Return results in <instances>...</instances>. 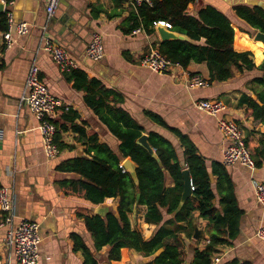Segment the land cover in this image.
Returning <instances> with one entry per match:
<instances>
[{
	"label": "crops",
	"instance_id": "crops-1",
	"mask_svg": "<svg viewBox=\"0 0 264 264\" xmlns=\"http://www.w3.org/2000/svg\"><path fill=\"white\" fill-rule=\"evenodd\" d=\"M3 1V0H1ZM245 3L262 5L264 0H197L198 6L213 4L222 9ZM8 6H5V10ZM16 20L31 24L30 32L16 38L11 47L0 50V185L10 189L17 217L30 219L40 224V264H83L82 251L75 248L76 238H82L93 245L92 234L86 229L83 218L78 215L79 207H89L95 214L98 205L108 207L117 213L119 199L108 197L98 205H92L84 198L66 194L60 182L80 178L75 172L62 171L58 166L65 160L92 155L89 151V132L99 136V143L107 142L118 152L119 141L109 131L99 116L86 104L85 92L76 89L67 80L51 54L44 50L46 37H51L64 46L80 68L89 77H98L108 86L116 89L124 97L122 106L143 127V134L155 132L166 138L176 149L179 161L185 160V149L191 144L205 160L210 170L215 163H223L224 149L228 141L219 129L220 117L238 122L246 135L252 130L259 140L264 125L248 116L246 107L240 104L244 94L254 96V78L264 75L259 69L235 70L232 78L225 82H209L206 87H191L188 84L191 74L210 78L207 64L191 62L188 67L176 66L171 73L161 74L142 64V57L162 42L157 32L148 34L142 29L127 32L131 22L128 18L135 7L127 0H60L55 14L48 16L45 0H13L9 6ZM235 33V48L239 51H254L257 65L264 60L263 45L247 37L243 30L247 26L238 23ZM102 34L105 56L92 61L86 54L93 33ZM255 34V33H254ZM36 64L40 77L49 90L69 106L58 111V125L65 124L67 131L59 127L61 142L66 145L58 156L50 158L45 154L38 119L22 103L29 70ZM258 88V87H257ZM199 99H221L227 106L221 115L213 116L199 109ZM77 114L74 124L65 120L64 115ZM157 119L164 122L162 124ZM79 125L87 134L82 136L73 130ZM260 131V133H259ZM58 133V132H57ZM184 137V138H183ZM231 182L233 198L241 210L240 230L237 238L229 246L220 247V261L224 264L234 258L242 262L264 264V241L256 236L258 227L264 224V207L258 202L255 181L264 182V165L250 168L239 163L225 166ZM217 176H213L216 191ZM167 176V185H172ZM226 190L227 187L225 186ZM222 193L216 191L215 204L222 210ZM147 207L134 206L129 214L131 225L149 239L157 225L145 220ZM165 214L166 219L170 215ZM194 224L204 231L198 240L178 234L184 253V264H191L194 248H203L209 241L208 220L198 212L194 214ZM2 220V217L0 215ZM136 220L137 226L134 221ZM188 227L186 222L182 223ZM10 225L0 221V263L17 264L15 250L7 241ZM172 241V240H171ZM109 246L98 253L101 257ZM127 249L120 261L103 259L101 264H143L147 258Z\"/></svg>",
	"mask_w": 264,
	"mask_h": 264
},
{
	"label": "trees",
	"instance_id": "trees-1",
	"mask_svg": "<svg viewBox=\"0 0 264 264\" xmlns=\"http://www.w3.org/2000/svg\"><path fill=\"white\" fill-rule=\"evenodd\" d=\"M9 8L12 0H3ZM124 1V0H122ZM0 14L1 33L7 30V10ZM132 11L127 32L142 29L148 34L156 32V26L165 22L172 31L187 35L189 40H167L159 44L160 52L173 63L186 68L191 62L206 63L209 69V82H225L233 77L235 70L259 69L264 72V60L258 66L254 51H239L235 48V33L239 22L247 28L243 33L252 37L259 30L264 32V7L239 3L230 9L209 4L198 6L197 0H153L143 3ZM264 50V46H263ZM67 73V80L85 92L86 104L99 116L109 131L118 139L116 152L107 142L99 143L96 132H89V157H74L63 161L58 168L75 172L80 178L60 182L66 194L84 198L92 205H98L108 197L119 199L117 213L107 212L105 216L91 214L89 207H79L78 215L83 218L86 229L92 234L93 245L82 238H76L75 248L84 255L83 264H101L102 260L120 261L122 253L129 248L147 258L143 264H184V253L178 234H193L194 214L208 220L209 241L203 247L194 248L191 264H211L220 247L229 246L237 238L240 230L241 210L233 198L231 182L223 163H215L210 170L205 160L191 144L185 149L184 162L179 161L174 146L163 136L152 132L149 142L155 149L156 159L137 140L143 134V127L121 105L124 97L116 89L105 84L98 77H89L82 68ZM254 96L244 94L240 104L246 107L248 116L264 125V75L254 78ZM258 87V88H257ZM60 111V110H59ZM77 114L64 115L65 120L74 124ZM159 122L164 124L160 119ZM56 125L58 121L54 120ZM62 131H67L65 124ZM59 127L56 141L61 149ZM73 130L85 136L87 132L79 125ZM252 130L245 134L256 167L264 165V132L255 139ZM184 138V137H183ZM131 158L137 164L138 183L122 165ZM188 168L192 178L194 194L179 208L184 191L183 170ZM168 174L172 185H167ZM213 176H217L216 191L220 190L223 209L215 204L216 191ZM227 187V190L225 188ZM145 205V220L158 227L151 238H144L141 231L131 225L129 214L134 206ZM164 212L170 215L166 219ZM1 221V218H0ZM186 222L188 227L181 225ZM172 240V241H171ZM109 246L105 257L98 253ZM224 264H253L236 258Z\"/></svg>",
	"mask_w": 264,
	"mask_h": 264
},
{
	"label": "built area",
	"instance_id": "built-area-1",
	"mask_svg": "<svg viewBox=\"0 0 264 264\" xmlns=\"http://www.w3.org/2000/svg\"><path fill=\"white\" fill-rule=\"evenodd\" d=\"M12 1L9 3V6L12 4ZM127 1L137 8L143 3L151 4L153 0ZM3 2L5 3V1ZM59 5L60 0H45L46 12L49 17L55 14ZM5 6L7 7L6 3ZM7 22V30L1 33L3 49L11 47L16 38L27 35L31 30V24L25 20H16L9 8L7 10ZM43 48L51 54L62 72H69L80 68L79 62L72 58L68 50L53 38L46 37ZM86 54L92 61L96 62L104 58L105 48L101 33H93L87 46ZM141 62L153 71L161 74L171 73L176 66H179V64L173 63L163 55L158 47H154L146 53L142 57ZM188 84L191 87H206L209 85V80L199 74H191ZM21 100L38 119V129L41 132L45 154L50 158L58 156L60 148L56 141L57 125L54 120L60 109L69 110L70 108L61 98L54 95L42 81L39 67L36 64H33L29 70L25 93ZM196 105L202 111L213 116L221 115L227 108L221 99H199L196 101ZM218 124L220 131L228 141L224 149L223 164L231 166L239 163L250 168H255V161L246 143L245 132L241 125L235 120L222 116ZM255 193L258 202L264 207L263 181H255ZM0 215L2 217L1 224L11 226L6 241L15 250L17 264H40L39 251L42 241L40 224L30 219H21L19 223L14 224V219L17 217L16 206L11 197L10 189L2 185H0ZM256 236L264 241V224L258 227ZM219 261L220 254L217 253L214 255L211 264H217Z\"/></svg>",
	"mask_w": 264,
	"mask_h": 264
},
{
	"label": "water",
	"instance_id": "water-1",
	"mask_svg": "<svg viewBox=\"0 0 264 264\" xmlns=\"http://www.w3.org/2000/svg\"><path fill=\"white\" fill-rule=\"evenodd\" d=\"M262 6V5H259ZM263 7V6H262ZM5 11V3L0 0V14ZM157 32L160 36L161 41H167V40H189V37L187 35L172 31L168 28V25L165 22H160L156 26ZM253 40L256 42L261 43L264 46V32L257 30L253 36ZM137 142L142 145L144 148H146L151 155L156 157V159L159 160V158L156 155L155 149L152 147V145L149 142V136L148 134L144 133L139 137ZM160 161V160H159ZM122 165L126 168V170L131 174L133 179L136 183H138V177H137V164L129 157L125 159L122 163ZM183 177H184V191L182 193L181 202L179 205V208H181L186 200L194 194L193 190V183L192 178L190 175V171L188 168H185L183 170ZM108 207H104L102 205H98L95 208V214H99L102 216H105L107 214ZM204 236V231L201 230L198 226V224H194V234L193 238L196 240L202 238Z\"/></svg>",
	"mask_w": 264,
	"mask_h": 264
},
{
	"label": "rangeland",
	"instance_id": "rangeland-1",
	"mask_svg": "<svg viewBox=\"0 0 264 264\" xmlns=\"http://www.w3.org/2000/svg\"><path fill=\"white\" fill-rule=\"evenodd\" d=\"M134 221V224H135V226H137V221L136 220H133ZM133 261H135V263H136V260H132V262H130V264H134V262ZM137 264H138V262H137Z\"/></svg>",
	"mask_w": 264,
	"mask_h": 264
}]
</instances>
